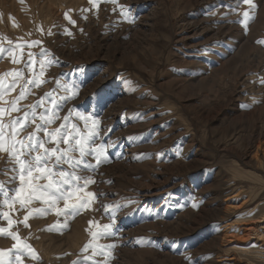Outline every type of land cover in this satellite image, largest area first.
Instances as JSON below:
<instances>
[{
    "label": "rangeland",
    "instance_id": "1",
    "mask_svg": "<svg viewBox=\"0 0 264 264\" xmlns=\"http://www.w3.org/2000/svg\"><path fill=\"white\" fill-rule=\"evenodd\" d=\"M253 4L0 0V78L23 74L0 107L26 89L4 123L55 100L49 130L93 134L83 157L72 153L74 168L49 166L94 181L75 215L40 200L9 208L18 166L0 153V228L19 237L0 234L3 264L18 255L22 264H264V237L248 234L257 225L264 234V0Z\"/></svg>",
    "mask_w": 264,
    "mask_h": 264
},
{
    "label": "snow or ice",
    "instance_id": "2",
    "mask_svg": "<svg viewBox=\"0 0 264 264\" xmlns=\"http://www.w3.org/2000/svg\"><path fill=\"white\" fill-rule=\"evenodd\" d=\"M244 4L255 7L253 0H242ZM244 26L247 27L250 16L248 12L243 13ZM71 23L70 17H68ZM71 35V33H68ZM5 49L0 47V55H3ZM15 50H9L8 55L12 57L13 63H19L20 60L14 55ZM31 59V54H29ZM13 77V83L6 85L4 78H0V100H4L5 96L10 92L14 91L17 85V81L23 79V74L20 72H9L5 74V77ZM43 76V71H41ZM44 81H29L28 83H35L36 87H40V84ZM264 83V81H261ZM26 98V89H22L20 96L15 100L7 103L6 107H0V153H7L9 160L14 162L18 167L13 168V171L17 172V177L20 181V187L15 190V196L8 197L5 193L4 204L12 208L15 203H19L21 208L26 207L29 203L40 200L48 205V209H54L58 215H75L83 209L89 202L80 195L82 188L87 187L88 183H94L90 178H83L77 176L74 172L69 173L65 171H55L54 167L49 165L52 161H55L56 165L61 163H68L73 168L76 163L72 153L79 152L80 156L85 155V150L88 147V142L91 138L92 132H89L87 136L82 134L72 124L70 127L68 123L62 124L59 128L49 130V125L55 123L57 119H60L58 115V105L56 101H52V109H47L46 112H41L37 115V107H43L45 101L41 99L36 105L30 106V111L24 112L22 116L13 117L6 124L4 123L5 115L11 117L12 112H20L21 109L18 106L20 100ZM47 113V114H46ZM37 119L40 123L37 124ZM66 122L69 117L63 118ZM82 119H87L82 117ZM95 123L98 122H94ZM29 124L35 125V130L29 132L26 136L20 139L22 132L26 130ZM7 130V131H6ZM38 133H43L45 138L38 136ZM63 143L68 145L67 148H61L60 144ZM48 144H55V147H47ZM103 153V149L97 150V163L100 162V156ZM87 167V166H86ZM45 180L47 183L40 184L38 181ZM84 180V184L81 185L79 182ZM2 187V184H0ZM88 197H93L94 194L86 193ZM60 201L64 202V208L57 207ZM39 214H44L45 209L33 210ZM5 218H9V213H3ZM31 215V212L29 213ZM28 216H25L24 223L27 225ZM13 221L9 219V227L12 226ZM106 228L108 226H105ZM7 233L11 235L13 239L19 240V237L8 231L6 228H0V234ZM95 236L96 234L93 233ZM27 244L23 245V248H29ZM17 251L22 252L20 246H17ZM87 251V247L85 248ZM3 253L0 252V256ZM33 258H36L33 252ZM16 264H22L21 257L18 255L15 257ZM0 264H3L0 261ZM8 264H12L9 261Z\"/></svg>",
    "mask_w": 264,
    "mask_h": 264
},
{
    "label": "bare ground",
    "instance_id": "3",
    "mask_svg": "<svg viewBox=\"0 0 264 264\" xmlns=\"http://www.w3.org/2000/svg\"><path fill=\"white\" fill-rule=\"evenodd\" d=\"M103 44V43H102ZM103 174V173H102ZM110 178V177H109ZM100 179V178H99ZM102 179V178H101ZM107 180H109V179H105V180H103V183L105 182V181H107ZM263 222V221H262ZM259 229H263V227H260V226H255V227H251V228H249V231H248V234H250V235H256V237H257V242H261L262 240H263V237H264V234L262 233V232H260L259 231ZM259 254V253H258ZM243 264H246L245 262L243 263Z\"/></svg>",
    "mask_w": 264,
    "mask_h": 264
}]
</instances>
